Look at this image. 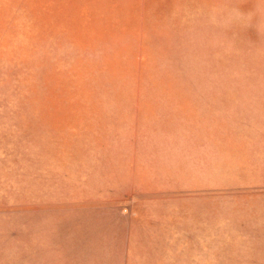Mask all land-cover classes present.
Returning a JSON list of instances; mask_svg holds the SVG:
<instances>
[{"label": "rangeland", "instance_id": "obj_1", "mask_svg": "<svg viewBox=\"0 0 264 264\" xmlns=\"http://www.w3.org/2000/svg\"><path fill=\"white\" fill-rule=\"evenodd\" d=\"M0 264H264V0H0Z\"/></svg>", "mask_w": 264, "mask_h": 264}]
</instances>
